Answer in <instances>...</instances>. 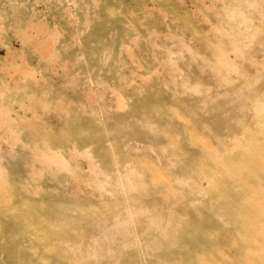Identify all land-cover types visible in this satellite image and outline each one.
I'll use <instances>...</instances> for the list:
<instances>
[{
  "label": "rangeland",
  "instance_id": "rangeland-1",
  "mask_svg": "<svg viewBox=\"0 0 264 264\" xmlns=\"http://www.w3.org/2000/svg\"><path fill=\"white\" fill-rule=\"evenodd\" d=\"M0 264H264V0H0Z\"/></svg>",
  "mask_w": 264,
  "mask_h": 264
},
{
  "label": "bare ground",
  "instance_id": "bare-ground-1",
  "mask_svg": "<svg viewBox=\"0 0 264 264\" xmlns=\"http://www.w3.org/2000/svg\"><path fill=\"white\" fill-rule=\"evenodd\" d=\"M26 77H27V76H26ZM86 152H87V151L83 152V154L86 153ZM56 154H57V153H56ZM58 154H59V153H58ZM86 154H87V153H86Z\"/></svg>",
  "mask_w": 264,
  "mask_h": 264
}]
</instances>
